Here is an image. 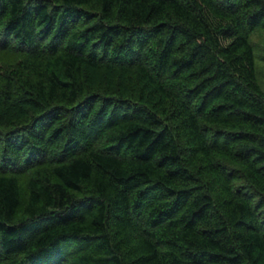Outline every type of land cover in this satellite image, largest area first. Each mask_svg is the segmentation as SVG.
I'll return each mask as SVG.
<instances>
[{"label":"trees","instance_id":"16d2710c","mask_svg":"<svg viewBox=\"0 0 264 264\" xmlns=\"http://www.w3.org/2000/svg\"><path fill=\"white\" fill-rule=\"evenodd\" d=\"M255 28L264 0H0V264H264Z\"/></svg>","mask_w":264,"mask_h":264},{"label":"rangeland","instance_id":"374dc122","mask_svg":"<svg viewBox=\"0 0 264 264\" xmlns=\"http://www.w3.org/2000/svg\"><path fill=\"white\" fill-rule=\"evenodd\" d=\"M248 41L252 47L253 55V69L256 81L259 86L264 90V32L258 28L253 29L249 36ZM24 184V176H19V185L22 188Z\"/></svg>","mask_w":264,"mask_h":264}]
</instances>
